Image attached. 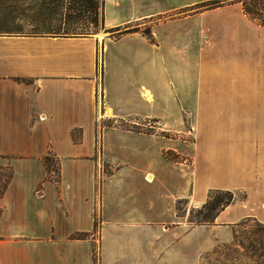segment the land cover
<instances>
[{
	"label": "crops",
	"instance_id": "0c3cea01",
	"mask_svg": "<svg viewBox=\"0 0 264 264\" xmlns=\"http://www.w3.org/2000/svg\"><path fill=\"white\" fill-rule=\"evenodd\" d=\"M210 1L104 0L95 35L0 34V264H199L201 229L264 225V25L240 2L172 16ZM213 189L245 198L191 230L179 201Z\"/></svg>",
	"mask_w": 264,
	"mask_h": 264
},
{
	"label": "rangeland",
	"instance_id": "374dc122",
	"mask_svg": "<svg viewBox=\"0 0 264 264\" xmlns=\"http://www.w3.org/2000/svg\"><path fill=\"white\" fill-rule=\"evenodd\" d=\"M85 1L89 3V0ZM207 3L190 7L184 13H175L172 16L189 15L208 10V7L203 6ZM77 8L79 7L73 0H0V34H52L54 32H70L72 29H77V32H86V29H92L89 20L76 18ZM45 11L56 13V19L44 20L41 13ZM253 20L259 23L257 20ZM101 30L102 25H99L96 33L91 32L86 35H95ZM147 30L150 31L146 28L144 32ZM155 127L157 128L153 129L154 132L162 133L159 125H155ZM130 128L139 129L137 127ZM49 162L52 168L50 175L58 176V160L54 156H50ZM106 170L110 169L106 168ZM232 191L235 192L237 200L245 198L244 191ZM181 207L183 212L187 213L188 221L190 212L194 208H199L193 206L190 201ZM190 226L193 230L204 225L190 223ZM197 243L205 244V248L200 250L201 254L195 256V261L199 264H264V225L253 220H245L232 228L220 229L216 233L205 227L199 231L196 240L191 241V247H195L198 245ZM97 253L96 248V264ZM193 260L194 257L190 256L191 264L194 262Z\"/></svg>",
	"mask_w": 264,
	"mask_h": 264
},
{
	"label": "trees",
	"instance_id": "16d2710c",
	"mask_svg": "<svg viewBox=\"0 0 264 264\" xmlns=\"http://www.w3.org/2000/svg\"><path fill=\"white\" fill-rule=\"evenodd\" d=\"M79 8H77L76 18L87 19L90 22L92 29H86V32H77V29H72L70 32H54L51 35L59 36H86V34L96 33L99 25L104 27L103 17V5L104 0H89L86 3L85 0H73ZM243 3L246 13L264 25V0H214L211 3L204 4L203 6L210 8H216L231 3ZM44 20H55L56 13L52 11H45L41 13ZM146 35H150V31L144 32ZM169 158L178 160L179 157L173 153H168ZM50 156L45 158V164L48 170V176L50 175L52 168L50 165ZM52 175V174H51ZM50 175V176H51ZM237 201L235 192L232 190L213 189L210 192L208 201L199 208H194L190 212L191 224L196 225H214L220 216V214L227 209L232 203ZM189 203V199H182L178 203V212L181 218H187V213L183 212L181 205ZM96 228L98 223L96 221ZM87 235H77L76 239H84Z\"/></svg>",
	"mask_w": 264,
	"mask_h": 264
}]
</instances>
